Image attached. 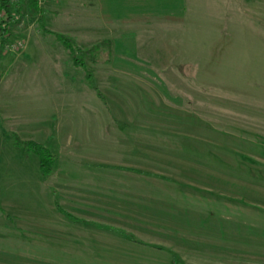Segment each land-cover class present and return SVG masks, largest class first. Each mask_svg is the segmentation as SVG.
Segmentation results:
<instances>
[{
  "label": "rangeland",
  "instance_id": "1",
  "mask_svg": "<svg viewBox=\"0 0 264 264\" xmlns=\"http://www.w3.org/2000/svg\"><path fill=\"white\" fill-rule=\"evenodd\" d=\"M37 1L46 35L25 2L12 8L0 122L29 95L25 138L57 155L59 201L109 226L78 225L60 264H264V0L137 19ZM53 34L91 52L104 102Z\"/></svg>",
  "mask_w": 264,
  "mask_h": 264
},
{
  "label": "crops",
  "instance_id": "2",
  "mask_svg": "<svg viewBox=\"0 0 264 264\" xmlns=\"http://www.w3.org/2000/svg\"><path fill=\"white\" fill-rule=\"evenodd\" d=\"M97 1L101 3L100 9L111 11L112 16L137 19L155 16L181 18L195 0ZM197 1H201L204 8L203 2L207 0ZM10 99H13L12 95ZM23 100L21 99V110L16 109L15 122H6L4 119L0 122V264H54V261L51 263L45 260L47 250L58 253L60 264L59 258L63 250L74 252L67 245L70 244L71 247L72 242L77 241L78 225L107 228L106 230H109V226L69 213L59 201L58 186L51 185L59 177L55 167L47 177L42 178L37 157L33 154L36 159L33 158L32 153L14 144L13 136L20 141H30L25 138L29 134V95L25 106ZM13 105L12 103L11 107ZM6 123H11L12 126H7ZM73 197L76 199L77 195L74 194ZM56 205L79 221H71L63 216Z\"/></svg>",
  "mask_w": 264,
  "mask_h": 264
},
{
  "label": "trees",
  "instance_id": "3",
  "mask_svg": "<svg viewBox=\"0 0 264 264\" xmlns=\"http://www.w3.org/2000/svg\"><path fill=\"white\" fill-rule=\"evenodd\" d=\"M23 2L26 3L28 9L31 10L34 17H36V23L41 34L46 35L49 33L46 30L44 11L39 7L37 0H0V58L3 53L8 49L10 44V38L12 37V30L19 25V20H15L12 15V8L17 10H22ZM56 41L63 47L65 52L68 54L71 63L76 68H82L85 71V78L89 84L90 89H92L96 97L104 102V97L98 91L96 83L93 79V73L86 67L85 61L88 58L89 60H94V57L91 55V52H85L79 49L74 40L71 37L61 34H53ZM13 142L17 147H23L26 151L34 154L38 159V167L40 176L42 178L47 177L55 167L57 162V155L51 152L47 147L42 144L36 143L34 141H20L16 136H13ZM57 209L62 213L63 216L68 218L71 221H79L78 219L72 217L58 205ZM114 231V229H113ZM122 235H127L131 242L139 244V240L135 239L129 234H126L122 231H114Z\"/></svg>",
  "mask_w": 264,
  "mask_h": 264
}]
</instances>
